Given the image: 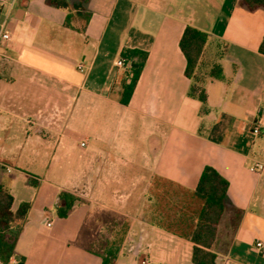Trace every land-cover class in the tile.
Wrapping results in <instances>:
<instances>
[{"label":"crops","instance_id":"0c3cea01","mask_svg":"<svg viewBox=\"0 0 264 264\" xmlns=\"http://www.w3.org/2000/svg\"><path fill=\"white\" fill-rule=\"evenodd\" d=\"M84 12L89 22L74 11L73 28L65 26L68 11L48 0H18L12 13L0 62V168L45 177L0 178L13 211L31 203L10 264L21 257L23 264H104L87 246L89 222L103 211L90 204V188L110 201L112 188L156 178L193 194L206 166L229 183L216 263L264 264V172L250 169L264 162V9L250 11L240 0H90ZM187 26L209 35L199 70L205 103L189 95L180 48ZM124 49L147 54L128 105L120 103L128 68L116 66ZM214 65L221 79L209 76ZM61 173L59 183L47 179ZM62 192L79 198L64 218L56 214ZM149 226L164 248L166 234L176 238L171 245L192 264V242ZM150 263L185 264L179 257Z\"/></svg>","mask_w":264,"mask_h":264},{"label":"trees","instance_id":"16d2710c","mask_svg":"<svg viewBox=\"0 0 264 264\" xmlns=\"http://www.w3.org/2000/svg\"><path fill=\"white\" fill-rule=\"evenodd\" d=\"M90 0H78L71 3L69 0H48L52 7L68 11L65 26L73 28L71 20L75 16L85 22H89L91 15L84 12ZM240 4L250 11L264 9V0H240ZM84 32V28L79 29ZM209 35L192 26H187L180 41V48L186 59V76L192 81L189 95L206 102L205 90L202 87L203 77L200 76L201 58ZM259 51L264 55V38ZM126 67L128 68L121 83L120 103L128 105L132 99L136 85L145 65L147 54L139 50L124 49L121 52ZM211 78L221 79L223 77L222 67L214 65L209 73ZM229 183L218 171L206 166L201 174L199 183L193 195L202 200V207L197 215L194 228L181 237L194 244L191 263L192 264H217V253L214 245L217 239L218 226L221 223L225 211ZM79 198L73 194L62 192L56 207L59 217H67ZM14 197L8 189L0 185V264H9L15 255V248L19 234L26 223L28 213L31 209L30 202H23L16 211H13ZM239 215V214H238ZM17 230V232H15ZM117 257V251L108 250L107 256L103 257L104 264H112Z\"/></svg>","mask_w":264,"mask_h":264},{"label":"rangeland","instance_id":"374dc122","mask_svg":"<svg viewBox=\"0 0 264 264\" xmlns=\"http://www.w3.org/2000/svg\"><path fill=\"white\" fill-rule=\"evenodd\" d=\"M77 143L74 152L78 156L81 152L80 138ZM44 175L45 172L38 169L15 171L7 175L0 168V178L5 177L9 181L20 177L27 178V182L31 183L34 179H44ZM47 179L59 183L63 176L62 173L55 174ZM96 189L90 188L91 195L87 198L92 200L90 204L99 208L102 206L103 211L98 219H92L89 222L88 248L103 257L107 256L108 250L117 251V257L112 264H147L164 257H179L185 264L187 263L186 251L177 253L175 246L171 245L177 239L171 237V234H166L169 240L166 242L168 247L164 248V244L158 239L159 231H154L155 229L149 225H159L176 235L188 233L195 226L197 215L203 204L202 200L190 192L156 178H151L149 183L145 179L143 186L118 187L116 190L112 188L111 203L100 191L97 194ZM74 190L75 193H80L79 188ZM102 190L105 192L109 189L101 188ZM127 193L133 194L132 208H130V198L127 199ZM17 199H19L18 196ZM133 211L136 213H130ZM139 211L143 213L137 214ZM133 222L135 226L130 230Z\"/></svg>","mask_w":264,"mask_h":264},{"label":"built area","instance_id":"2783aa9c","mask_svg":"<svg viewBox=\"0 0 264 264\" xmlns=\"http://www.w3.org/2000/svg\"><path fill=\"white\" fill-rule=\"evenodd\" d=\"M18 0H0V62L6 58L4 49L8 46L9 41L11 40V33L9 29L10 22L12 20V13L16 6ZM118 68L124 67V61L122 59L116 62ZM252 133L255 136H259L263 133V129L259 123H255L252 128ZM84 146V144H82ZM250 169L256 173L264 172V162L254 163ZM7 172L11 173L12 169L7 168ZM50 225V224H48ZM258 248L262 247L263 244L258 242L256 244ZM10 264V263H9Z\"/></svg>","mask_w":264,"mask_h":264},{"label":"water","instance_id":"95a60500","mask_svg":"<svg viewBox=\"0 0 264 264\" xmlns=\"http://www.w3.org/2000/svg\"><path fill=\"white\" fill-rule=\"evenodd\" d=\"M15 232H17V230H15ZM19 260H20V261H19L18 264H23V262H24V258L21 257V258H19Z\"/></svg>","mask_w":264,"mask_h":264}]
</instances>
